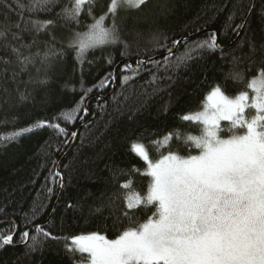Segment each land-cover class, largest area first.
Listing matches in <instances>:
<instances>
[{
	"label": "trees",
	"instance_id": "1",
	"mask_svg": "<svg viewBox=\"0 0 264 264\" xmlns=\"http://www.w3.org/2000/svg\"><path fill=\"white\" fill-rule=\"evenodd\" d=\"M253 1L146 0L138 9L120 10L116 18L120 39L114 45L88 49L83 63L77 60V50L68 47V41L72 30L85 31V25L93 23L87 6L77 25L66 24L56 17L62 7L69 5V0H59L50 13H29L13 4L14 10L7 17L10 24L17 22L21 15L26 20H56L51 32L56 37L55 47L62 49L63 55L58 53L52 58L51 67L37 58L21 70L11 50L0 48V57L12 61L0 62V234H10L9 221L18 225L13 244L0 248V264H76L81 256L76 254L72 258L66 251L71 237L99 232L116 238L128 227L125 219L114 222L126 207V201L113 199L111 208L108 204L114 194L120 196L127 191L121 186L128 180L132 181L134 191L141 195L147 192L151 177L144 174L146 162L131 150L134 141L143 143L153 160L158 155L151 142L157 140L161 141L159 151L163 154H167L169 147L182 156L199 154L194 145L189 147L191 142H183L186 133L199 134L198 122L183 121L181 117L203 109L214 86L219 85L230 97L244 90L251 93L245 84L264 67V0H258L243 34L237 39L242 29L237 25L244 24ZM21 2L27 3V0ZM108 4L109 0H95L93 15L99 17L107 12ZM5 11L0 6V13ZM3 20L5 17L0 15V21ZM111 22L109 14L106 26H111ZM202 30L206 31L184 40L172 54L156 57L167 52L158 44L172 49L176 46L173 40ZM48 31H23L20 43L32 45L35 37L37 42L31 51L43 52V42L51 40ZM210 33L217 34L220 46L230 47L197 49L191 60L177 67L176 57L208 39ZM250 41L255 45L254 53ZM22 51L28 53V49ZM165 57L170 67L165 64ZM234 57L238 58V69L245 73L244 83L225 79V74L233 68ZM137 60L145 61L138 72L122 70L125 63L136 67ZM152 60L159 61V67ZM122 61L115 77V69ZM109 73L113 75L104 80ZM124 76L130 79L126 82ZM153 76L157 79L153 80ZM22 93L26 99L21 98ZM66 112L72 113V121L63 118L62 113ZM40 121L60 124L67 135L57 129L35 127ZM87 121L64 157L75 138L71 133H77ZM24 128L31 131L15 140L4 141V137ZM170 132L174 133L173 139L165 145L163 138ZM133 167L140 171L133 173ZM58 171L65 177V186L52 218L44 224L63 187L58 182ZM101 207L102 211L97 213L95 209ZM154 210L152 206L142 207L132 214L143 222ZM26 220H32L27 225L31 235H36L31 230L38 223L58 239L40 237L41 243L35 248L29 247L33 241H22L20 237L26 230Z\"/></svg>",
	"mask_w": 264,
	"mask_h": 264
},
{
	"label": "snow or ice",
	"instance_id": "2",
	"mask_svg": "<svg viewBox=\"0 0 264 264\" xmlns=\"http://www.w3.org/2000/svg\"><path fill=\"white\" fill-rule=\"evenodd\" d=\"M58 3L59 0H27V3L21 0H0V6L6 10L0 13L5 17V20L0 21V48L11 50L21 70L35 63L37 58L46 67H51V59L58 53L63 55L62 49L55 47L56 37L51 32L56 27V20H26L21 15L17 22L10 24L7 22L8 13L14 10L13 4L29 13H50ZM144 4L146 0H109L107 12L96 17L92 13L95 0H69V5L62 7L56 17L63 19L66 24L75 22L79 25L80 16L87 6V14L93 23L85 25V31L72 30L68 41V47L77 50V60L83 63L88 49L114 45L120 39L116 22L120 10L138 9ZM109 14L112 22L111 26H106L105 20ZM45 29L49 30L47 34L51 40L43 42V52L39 49L31 51L37 42L35 37L32 45L20 43L21 32L34 30L40 33ZM217 40V34L210 33L208 39L197 42L195 48L177 56L176 66L191 60L192 53L197 49L219 48ZM172 43L180 45L181 41L173 40ZM249 43L254 53L255 45L251 41ZM158 47L172 54V49L167 48L166 44H158ZM22 49H28V53L25 54ZM164 61L171 66L168 57ZM0 62L12 63L4 57H0ZM135 63V68L125 63L122 70L138 72L145 61L137 60ZM151 63L157 67L160 64L156 60ZM112 75L109 73L104 80ZM129 79L124 76L126 82ZM156 79L153 76V80ZM225 79L245 82L244 71L238 69V58H233V68L225 74ZM245 87L251 90V95L248 90H244L230 97L219 85L214 86L207 95L203 111L181 117L183 121L198 122L199 134L186 133L183 137L185 144L191 142L189 147L194 145L199 149L198 155L182 156L170 147L167 154H163L159 151L161 141L157 140L151 142L158 155L153 160L143 143H132L131 150L146 162L144 174L151 177L147 192L141 195L134 191L131 180L122 184V189L127 191L120 196L114 194L108 207H112L113 199L123 198L126 207L120 216L115 217L114 222L119 223L125 219L129 226L114 239L99 232L71 237L70 246L66 243V251L72 258L76 254L81 256L76 264H264V67L258 69V75L252 77ZM21 98L27 97L22 93ZM62 115L67 121L74 119L72 113ZM222 122L228 123L222 125ZM35 127H49L67 135L66 129L58 123L40 121ZM30 131V128H24L3 139L15 140L22 133ZM222 133L229 134L224 136ZM173 135L172 132L167 133L163 144H169ZM176 135L179 139V134ZM71 136L76 137L77 133L74 131ZM139 171L135 167L132 169L133 173ZM56 175L60 177L58 182L63 186V173L58 171ZM53 182L57 181L53 179ZM48 191L51 192V189ZM149 206L155 210L143 222L132 214ZM102 207L95 211L101 212ZM8 223L11 224L7 230L10 234H0V248L13 242L18 227L15 221ZM28 224H32V220H26V230L20 233V237L22 241H33L29 247L35 248L41 243L38 239L40 237L58 239L38 223L31 230L36 235H31L27 230ZM65 240L67 242L68 238Z\"/></svg>",
	"mask_w": 264,
	"mask_h": 264
},
{
	"label": "water",
	"instance_id": "3",
	"mask_svg": "<svg viewBox=\"0 0 264 264\" xmlns=\"http://www.w3.org/2000/svg\"><path fill=\"white\" fill-rule=\"evenodd\" d=\"M257 2H258V0H254V1H253V4H252V7H251V10H250V12H249V14H248V16H247V18H246L244 24H243L244 27H242V29H241V31H240V34H239V36H238L237 39H239V37L243 34V31L245 30V28H246L248 22L250 21V18H251V16H252V14H253L254 11H255V8H256V5H257ZM205 31H206V30H202V31H198V32H195V33H193V34L187 35V36L181 38L180 41H181V43H182L184 40H186V39H190V38L195 37V36H197V35H200V34L204 33ZM237 39H236V40H237ZM236 40H235V41H236ZM178 46H179V45H176L174 48H172V52H174V51L178 48ZM229 47H230V46H220L219 49H220V50H225L226 48H229ZM166 54H169V53L166 52V53H163V54H161V55H159V56H156V57L158 58V57L163 56V55H166ZM123 62H124V61L120 62V63L117 65V67H116V69H115V77H117V73H118L119 67H120V65H121ZM133 68H135L134 65H133ZM104 97H107V96H102V98H104ZM85 106H86V109L88 110V99H87L86 102H85ZM93 119H94V116L90 119V121H92ZM88 122H89V121H87L85 124H83V125L77 130V136L74 138V140H73V142H72L70 148L68 149V151L66 152V154L64 155V157L67 155V153L70 151V149H71V148L73 147V145L75 144V141H76V139H77V137H78V134H79L80 129L83 128ZM64 157H63V158H64ZM61 163H62V160L59 162V165H58V170H59V171L61 170ZM64 186H65V177L63 176V187H62L61 193H60L59 198H58V200H57V202H56V204H55V207H54V209H53V211H52L51 216L48 218V220H47L46 222H44V224H46V223L52 218V216H53V214H54V211H55V209H56V207H57V205H58V203H59V200H60V198H61V195H62V193H63ZM3 222H4V221H3ZM3 222H1V224H2ZM13 242H14V238H13ZM13 242H12V244H13Z\"/></svg>",
	"mask_w": 264,
	"mask_h": 264
},
{
	"label": "rangeland",
	"instance_id": "4",
	"mask_svg": "<svg viewBox=\"0 0 264 264\" xmlns=\"http://www.w3.org/2000/svg\"><path fill=\"white\" fill-rule=\"evenodd\" d=\"M250 95H251V93H250ZM207 103V98H206V101H205V104ZM204 104V105H205ZM204 108V107H203ZM199 111H203V109H201V110H199ZM199 111H197V112H199ZM197 112H194V113H191V114H195V113H197ZM198 155V154H197ZM109 239H114V238H109Z\"/></svg>",
	"mask_w": 264,
	"mask_h": 264
}]
</instances>
